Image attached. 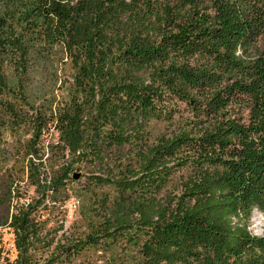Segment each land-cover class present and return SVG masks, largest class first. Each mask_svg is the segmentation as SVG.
Returning <instances> with one entry per match:
<instances>
[{
  "label": "trees",
  "instance_id": "16d2710c",
  "mask_svg": "<svg viewBox=\"0 0 264 264\" xmlns=\"http://www.w3.org/2000/svg\"><path fill=\"white\" fill-rule=\"evenodd\" d=\"M0 126L5 264H264V0H0Z\"/></svg>",
  "mask_w": 264,
  "mask_h": 264
},
{
  "label": "rangeland",
  "instance_id": "374dc122",
  "mask_svg": "<svg viewBox=\"0 0 264 264\" xmlns=\"http://www.w3.org/2000/svg\"><path fill=\"white\" fill-rule=\"evenodd\" d=\"M60 90L61 89L55 91V93L59 95L58 97L64 95V93ZM151 126V131L153 134L165 131L166 129V126L163 124H153ZM54 137L55 134L48 135L46 136V140H53ZM0 138L3 142L8 144L14 142V140L17 139V136L15 132L9 130L6 126H0ZM8 166H10V164ZM21 185L22 196L19 198V202L27 203L28 201L37 198L33 188H27L23 183ZM68 193H70V191H68ZM87 206L88 202L85 200L70 196L61 203L57 202L55 206L48 204V209L42 210L41 213L43 216L41 220L43 221V232L48 235V239L53 241L50 250L58 241L64 243L65 237H67L68 234L78 233L84 229L82 214L86 211ZM249 230L253 235L256 236L264 235V217L257 211H252L251 213ZM40 252L41 251L38 250L36 251V254H41ZM42 255L45 256L46 254ZM87 256L91 260L96 261L98 264L101 263V260H99V253H88ZM14 257L15 251L13 247V237L9 230H3L0 232V264H5L6 259L12 260Z\"/></svg>",
  "mask_w": 264,
  "mask_h": 264
},
{
  "label": "water",
  "instance_id": "95a60500",
  "mask_svg": "<svg viewBox=\"0 0 264 264\" xmlns=\"http://www.w3.org/2000/svg\"><path fill=\"white\" fill-rule=\"evenodd\" d=\"M75 178H77V177H75Z\"/></svg>",
  "mask_w": 264,
  "mask_h": 264
}]
</instances>
